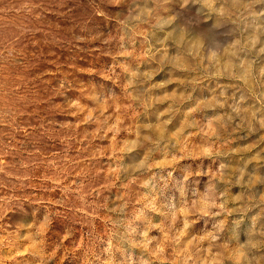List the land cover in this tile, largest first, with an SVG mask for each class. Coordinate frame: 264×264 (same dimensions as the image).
<instances>
[{
  "label": "rangeland",
  "instance_id": "rangeland-1",
  "mask_svg": "<svg viewBox=\"0 0 264 264\" xmlns=\"http://www.w3.org/2000/svg\"><path fill=\"white\" fill-rule=\"evenodd\" d=\"M0 264H264V0H0Z\"/></svg>",
  "mask_w": 264,
  "mask_h": 264
}]
</instances>
